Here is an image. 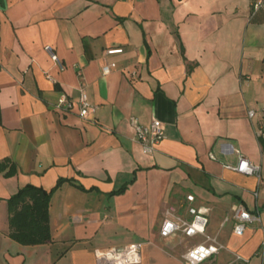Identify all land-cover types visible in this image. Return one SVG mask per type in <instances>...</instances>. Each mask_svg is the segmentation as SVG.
Masks as SVG:
<instances>
[{
  "label": "crops",
  "instance_id": "obj_1",
  "mask_svg": "<svg viewBox=\"0 0 264 264\" xmlns=\"http://www.w3.org/2000/svg\"><path fill=\"white\" fill-rule=\"evenodd\" d=\"M255 1L0 0V264H98L96 250L130 242L145 243L139 264H184L205 236L164 238L160 226L171 206L190 215L187 193L210 217L207 235L226 245L201 264H264V8L254 12ZM112 46L125 51L107 55ZM109 61L118 66L104 74ZM82 83L99 105L90 117L79 114ZM64 94L76 103L68 112L56 104ZM155 116L166 135L146 154L131 122ZM240 153L261 176L226 166ZM61 178L52 238L15 240L8 199ZM241 203L258 218L237 235Z\"/></svg>",
  "mask_w": 264,
  "mask_h": 264
},
{
  "label": "built area",
  "instance_id": "obj_2",
  "mask_svg": "<svg viewBox=\"0 0 264 264\" xmlns=\"http://www.w3.org/2000/svg\"><path fill=\"white\" fill-rule=\"evenodd\" d=\"M254 12L258 11L262 7L264 8V0H256L254 3ZM46 50L50 53V57L58 63L61 70L66 68V65L61 61L58 51L52 45H46ZM125 51V47H109L106 54H121ZM116 66L117 62L109 61L102 66L103 73L109 74V72ZM52 78V77H51ZM53 79V78H52ZM82 95L78 103L80 104L79 114L81 117H90L99 108V105H94L88 99L87 89H85L84 83L81 85ZM68 95L61 96L56 104L57 108L62 112H68L75 108L76 103ZM264 113V106L261 108ZM259 111L256 108L249 110L250 117H256ZM141 120L133 117L132 126L135 129V139L143 144L144 152L151 154L157 149L160 141L166 135V128H164L163 122L159 117H154L153 121L149 125H145L140 122ZM259 127L258 135L264 137V122L262 121ZM213 157L214 154L211 153ZM227 167L232 168L238 172L246 173L245 175H258L261 176L263 173V167L258 163L253 162L245 154L240 153V161L237 164L231 165L226 164ZM186 209L190 212V215H182L177 212L176 208L171 206L165 210V218L161 224V235L164 238H168L173 234H180L183 237H195L203 234L205 237L199 243L190 245L184 252V264H201L203 261H207L222 249L226 248V245L220 242L216 236L210 237L207 235L209 215L207 212L198 208L196 205L197 198L192 193H187L185 196ZM184 202V203H185ZM234 210L235 219V231L237 235H242L246 229L247 223L252 222L258 218L251 211L247 210L246 207L241 204H236L232 207ZM229 218V216H228ZM226 218V221L228 220ZM144 242H130V244L121 246L116 245L112 247H102L95 252L98 264H139L143 261L142 249H144Z\"/></svg>",
  "mask_w": 264,
  "mask_h": 264
},
{
  "label": "trees",
  "instance_id": "obj_3",
  "mask_svg": "<svg viewBox=\"0 0 264 264\" xmlns=\"http://www.w3.org/2000/svg\"><path fill=\"white\" fill-rule=\"evenodd\" d=\"M264 149V137H260ZM7 175L13 174L16 164L9 163ZM7 164L0 161V169ZM66 179H60L57 184L47 189L45 187L28 183L8 199L10 205V233L11 236L22 244H41L52 238L50 229L51 199L57 187Z\"/></svg>",
  "mask_w": 264,
  "mask_h": 264
}]
</instances>
